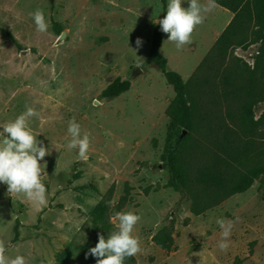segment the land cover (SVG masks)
I'll return each instance as SVG.
<instances>
[{"label": "rangeland", "instance_id": "rangeland-1", "mask_svg": "<svg viewBox=\"0 0 264 264\" xmlns=\"http://www.w3.org/2000/svg\"><path fill=\"white\" fill-rule=\"evenodd\" d=\"M181 6L187 8L188 0ZM36 9L49 23L44 33L31 16ZM160 18L159 0H0V131L33 107L39 116L30 127L50 153L39 161L45 205L8 193L0 183V240L10 258L96 264L88 250L98 235L107 239L117 231L116 212L131 211L141 216L133 235L143 251L124 264H264V177L199 217L190 214L185 191L167 187L161 156L172 132L165 111L174 95L155 66L141 67ZM230 18L217 7L179 50L168 34L161 38L166 71L185 84L198 122L188 154L200 153L191 162L183 157L191 178L217 150L212 137L246 151L244 170L264 164L261 43L252 27H244L232 45L216 50ZM116 80L128 82V92L102 99ZM72 118L90 136L86 161L66 147ZM101 203L112 231L93 222ZM219 218H239L226 252L217 247ZM160 232L171 240L169 250L152 242Z\"/></svg>", "mask_w": 264, "mask_h": 264}, {"label": "trees", "instance_id": "trees-1", "mask_svg": "<svg viewBox=\"0 0 264 264\" xmlns=\"http://www.w3.org/2000/svg\"><path fill=\"white\" fill-rule=\"evenodd\" d=\"M159 3L160 19H163L167 13L166 0H159ZM216 3L217 7L231 14L232 19L216 40L215 49L219 52L225 50L233 44L234 36L239 35L244 27H252L257 41L261 43L258 66L264 92V0H216ZM163 34L158 23L152 30L148 57L141 67L155 66L165 84L172 88L174 97L165 111L172 132L167 138L165 154L161 156V162L164 163L162 167L167 170L169 176L167 187L176 192L185 191L190 197V214L199 217L228 199L246 193L254 182L264 177V164L244 170L246 159L244 160L242 155L246 151L239 153L231 149L232 143L228 140L220 142L212 137L210 142L217 150L211 153L210 162L203 165L194 178L190 177L188 165L183 162V157L189 155L191 162L200 153L195 147L197 151L188 154L198 131V122L193 105L190 106L187 101L185 84L177 74L166 71V61L159 53ZM129 87L128 82L116 80L100 97L108 100L118 98L128 92ZM260 123L264 126V118ZM240 125H245L244 119L240 121ZM107 217H110V212H107V206L101 203L93 222L100 225L103 231H112ZM152 242L163 250H169L171 245V240L163 232L155 235Z\"/></svg>", "mask_w": 264, "mask_h": 264}, {"label": "clouds", "instance_id": "clouds-1", "mask_svg": "<svg viewBox=\"0 0 264 264\" xmlns=\"http://www.w3.org/2000/svg\"><path fill=\"white\" fill-rule=\"evenodd\" d=\"M188 3L189 6L183 8L182 0H169L166 15L158 20L160 30L168 34L167 41L174 43L178 50L192 43L194 30L202 25L207 14L212 13L218 6L216 0H205L204 3H201V0H188ZM31 16L38 32L44 33L48 30L49 23L41 9H36ZM141 44V38H137V47ZM38 116L35 108L26 107L25 112L4 125L0 131V183L7 185L8 193L43 206L47 203L48 190L42 182L44 165L39 161L50 153L43 142L37 140V135L33 134L30 127V120ZM67 131L70 140L66 147L69 150H78L79 159L86 161L91 145L89 134L82 135L81 125L75 118L69 122ZM115 217L118 221L117 231L111 233L107 239L98 235L95 247L90 248L86 254L96 258V264H124L127 258L143 251L139 237L133 235L141 216L128 211L116 212ZM238 219H217L216 223L221 229V239L217 243L220 251L228 250L231 231ZM0 264H26V260L22 255L10 258L5 241L0 240Z\"/></svg>", "mask_w": 264, "mask_h": 264}, {"label": "crops", "instance_id": "crops-1", "mask_svg": "<svg viewBox=\"0 0 264 264\" xmlns=\"http://www.w3.org/2000/svg\"><path fill=\"white\" fill-rule=\"evenodd\" d=\"M224 12H226V11H224ZM227 13V12H226ZM230 17H232L229 13H227ZM231 19V18H230Z\"/></svg>", "mask_w": 264, "mask_h": 264}]
</instances>
